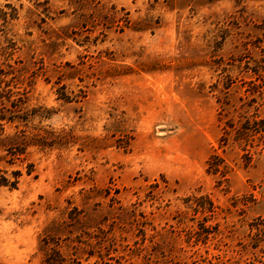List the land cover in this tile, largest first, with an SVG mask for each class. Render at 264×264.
Listing matches in <instances>:
<instances>
[{"label":"rangeland","instance_id":"374dc122","mask_svg":"<svg viewBox=\"0 0 264 264\" xmlns=\"http://www.w3.org/2000/svg\"><path fill=\"white\" fill-rule=\"evenodd\" d=\"M0 264H264V0H0Z\"/></svg>","mask_w":264,"mask_h":264},{"label":"trees","instance_id":"16d2710c","mask_svg":"<svg viewBox=\"0 0 264 264\" xmlns=\"http://www.w3.org/2000/svg\"><path fill=\"white\" fill-rule=\"evenodd\" d=\"M16 182L17 180H10L6 175L0 173V186L15 185ZM46 261L48 264H63L65 258L59 250L53 248L52 251L48 253Z\"/></svg>","mask_w":264,"mask_h":264}]
</instances>
